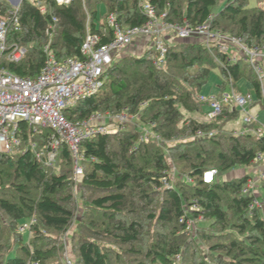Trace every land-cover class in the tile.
<instances>
[{"label":"trees","instance_id":"obj_1","mask_svg":"<svg viewBox=\"0 0 264 264\" xmlns=\"http://www.w3.org/2000/svg\"><path fill=\"white\" fill-rule=\"evenodd\" d=\"M43 1L44 14L31 2L22 1L21 31L7 36L9 46L17 45L26 52L20 62L3 61L1 66L21 78H35L40 73L45 62L43 48L49 41L57 61L80 58L87 18L89 33L98 38V45L112 39L106 24L111 13L121 28L148 21L140 6L142 0H73L65 6H57L54 0ZM147 2L156 16L165 14L168 23L194 28L209 20L211 30L237 37L248 47L264 44V9L251 7L249 0H226L217 12L213 10L218 0ZM100 6L105 9L103 17L98 13ZM9 8L7 0H0V18ZM153 56L147 51L141 57L128 55L116 60L104 75L100 93L64 112L70 122L87 120L95 113L115 115L124 110L138 116L136 124L125 131L97 135L79 144L84 160L76 180L67 147L61 144L53 167H45L26 147H44L52 133L43 130L35 134L24 122L19 123L20 146L11 154L0 153V213L5 218L0 235L7 233L8 241L12 238L17 253L5 255L0 264H62L56 259L61 243L54 236L65 232L73 221L76 187L89 209L78 230L88 236L79 237L73 245V264H136L126 263L120 253L101 244L106 241L126 248L123 253L138 257L137 264H174L177 256L184 264L192 250L190 244H184L190 231L187 224L199 218L210 222L213 235L201 234L209 247L208 260L192 264H264V179L255 192L262 208L252 210L249 206L255 196L242 194L249 176L220 181L226 173L249 167L258 154H264V138L226 134L224 123L236 119L238 112L224 108L218 118L206 121L208 104L196 98L213 67L220 69V88L230 85L239 93L237 83L244 79L257 100L258 81L242 63L228 64L218 55L224 62L219 66L203 44L174 43L163 70L155 67ZM196 114L202 119L192 117ZM139 127L148 128L160 141L140 142ZM198 131L214 135L194 140ZM164 143H171L166 151ZM60 163L61 170L56 172ZM171 163L184 171L185 180L179 176L175 184L165 187ZM210 170L216 171L213 181L204 184L203 174ZM160 194L162 199L156 205ZM31 220L33 239L27 245V235L18 228ZM141 221L171 230L167 235H155L145 245Z\"/></svg>","mask_w":264,"mask_h":264},{"label":"built area","instance_id":"obj_2","mask_svg":"<svg viewBox=\"0 0 264 264\" xmlns=\"http://www.w3.org/2000/svg\"><path fill=\"white\" fill-rule=\"evenodd\" d=\"M22 1L24 0H7L10 8L0 18V153L11 154L20 146L21 142L17 135L20 122H24L35 134L49 130L52 138L48 144L40 149L35 144H29L26 149L29 148L34 153L39 163L50 168L55 164L58 148L63 144L74 161L73 179L76 180L81 174L80 162L84 160L78 150L79 144L97 135L125 131L127 126L136 124L138 116L130 115L124 110L115 115L95 113L87 120L70 122L64 112L100 93L105 84V73L116 60L124 56L139 57L140 54L151 51L154 53L152 60L155 67L163 70L173 40L203 44L213 53L215 62L221 67L224 66V62L218 55L228 64L242 63L248 66L259 83V101L264 105V44L248 47L237 37L211 30L209 20L194 28L168 23L164 20L165 14L156 16L147 0H142L140 5L148 18L143 25L121 28L116 23L115 15L111 13L106 17V24L112 31V39L106 44L98 45V38L89 33L87 18L86 37L81 45L80 58L57 61L50 49L49 41L43 48L45 62L40 73L35 78L18 77L3 68L1 63L3 61L18 63L26 52L22 47L7 44V36L10 32L21 31L19 9ZM27 1L31 2L41 14L46 12L43 0ZM72 1L54 0L57 6H65ZM52 21L55 22V19ZM228 86L229 93L222 92L208 99L199 97L209 107L206 121L215 120L222 114L224 108H228L230 112L240 110L244 115L243 123L246 126L258 124L257 119L247 112V107L253 104L255 98L250 93H236L233 87ZM144 107L145 103H142L140 108ZM139 128L140 142L147 144L154 140L160 141L148 128ZM241 134L264 138V125L250 127L246 133ZM213 135L214 133L210 131H198L193 139L211 138ZM90 160L93 161L92 158ZM257 163L264 164V154H258L253 161V164ZM215 173V170L205 172L202 177L203 183H212ZM166 174L169 175L167 171ZM260 179H264V174L260 175ZM256 183L249 177L242 188V194L255 196ZM164 184L169 186L167 179ZM249 208L251 210L262 208L256 196L252 199ZM33 222L34 220H31L21 225L18 229L19 233L25 234ZM65 264H72L66 256Z\"/></svg>","mask_w":264,"mask_h":264},{"label":"rangeland","instance_id":"obj_3","mask_svg":"<svg viewBox=\"0 0 264 264\" xmlns=\"http://www.w3.org/2000/svg\"><path fill=\"white\" fill-rule=\"evenodd\" d=\"M225 2H226V0H218V3L216 5L215 9L213 10V12L219 11L224 6ZM249 3H250L251 7L258 5L264 9V0H249ZM98 11H99L98 12L99 15L103 17L105 14L104 7L100 6ZM181 43H183V42H181ZM143 54L144 53H142L140 55L142 56ZM140 55H139V57H140ZM221 84H222V77L220 74V69H219V67H213L210 70L207 82L202 86L199 93L196 95V98L198 99V101L200 103H205L199 99V96L203 99H208L212 95L218 94V92L220 90H222V88H220ZM248 84H250V83L243 79L237 83V87L240 89V91H242L244 93H246L248 91L251 94V96H253L255 98V93L252 90V88L250 87V85H248ZM224 90H225V92L229 93L230 88L226 85ZM244 93H242V94H244ZM252 109L253 108L249 109V107H247V112L253 116L255 114H254V110H252ZM237 111H238V118L234 121L229 122L228 124H229V126H233V127L237 128L238 132H240L239 126H240V123L242 122V118L244 117V115L240 110H237ZM192 117H196V119H198V120L202 119L201 115L199 116L197 114L193 115ZM259 119H260L259 125H264V112L263 111H262ZM138 132H141L140 128H138ZM225 133L226 134L232 133L233 135L237 136V133H234L233 131H228V129H225ZM190 139H192V138H190ZM194 140H196V139H194ZM170 144L171 143H164V146L162 145L164 147L165 151L168 148V146H170ZM261 164H263V163H260V165ZM170 165H171V169H170V173L168 175L169 186H165V187H171L173 184H175L176 180H178L179 176L180 177L182 176L180 179H183L184 175H185L184 171L181 172L177 166L174 167L172 163ZM61 167H62V164L60 163V165L56 167V172L61 170ZM250 168H251V172L253 173L252 176L254 178H256L257 185H259V183H260V177L259 176L260 175L255 174L256 172H253L251 166L232 170V171L226 173L225 175H223L220 178V181H229V180L233 179L232 174L236 175V173L239 170H242V169L249 170ZM184 180H185V178H184ZM73 194H74V198H75L74 199V206H73V213H74L73 221L70 224V226L66 229L65 232H63L61 235L54 236V237H58V242L61 243V251H60V253L57 254L56 259L61 260L62 264H65V256L68 257L73 264V262L76 259V256H75V253L73 250V245L76 243V240L79 237H87L88 236V234H86L84 231L80 232L78 230V224L82 222L83 216L85 214L87 215L89 209H88L87 205L84 204L83 201L80 199V190H77V187L73 188ZM161 199H162L161 194L156 196V199H155L156 205H158V202H160ZM153 208H156V206L153 205ZM263 217H264V213H263ZM4 219H5L4 216L0 213V228L5 227L4 226ZM141 222H142L141 224L143 226V237H142V239H143V242L145 243V245L150 244L152 242V240H154L155 235H165V234L167 235L168 232L171 230V228H169V227L166 229V228L162 227L161 225H159L155 222H152V221L151 222L150 221H141ZM209 226H210V222L207 220H204L202 218H199L196 221L190 220L188 222L187 227H188V230H190V231H189L188 236L184 240V244H185V246L190 244V248L192 250L187 253L186 261L184 264H192L193 262H199L201 259L208 260L207 253H208L209 247H208V244L201 239V234H208V235L212 236L213 234L210 233L211 229ZM25 234L27 235L26 236L27 237L26 238V244L28 245L31 243V241L33 239V234L30 232V228ZM7 238H8L7 233L4 234V237H2L0 235V262H1L2 258L4 260L5 255L17 253V248L13 247V245H12V238H10L9 241ZM192 240H194V242ZM101 244H104L103 246L108 247L110 250H112L114 252L120 253L121 257L123 258V260L126 263L136 262V264H137L140 260L138 257L128 256L127 254H124L123 250H126V248L120 249L115 244H112V243L107 242V241L103 242ZM49 262H55V260H51ZM174 264H181V257L180 256H177L174 259Z\"/></svg>","mask_w":264,"mask_h":264},{"label":"crops","instance_id":"obj_4","mask_svg":"<svg viewBox=\"0 0 264 264\" xmlns=\"http://www.w3.org/2000/svg\"><path fill=\"white\" fill-rule=\"evenodd\" d=\"M174 43H177V41L176 40H173V41H171V45H173ZM179 43V42H178ZM248 85H250V84H248ZM229 87V86H228ZM250 87H251V85H250ZM230 88V87H229ZM252 88V87H251ZM224 89H225V87H224ZM224 89H222V90H220L219 92H218V94H216V95H212V96H217V95H219L220 93H222V92H225V90ZM234 89V88H233ZM252 90H253V88H252ZM239 93H244V92H242V91H240ZM246 93H249L248 91L246 92ZM245 94V93H244ZM199 96V95H198ZM200 97V96H199ZM251 108H253L252 110H254V114L255 115H253V117H255L256 119H257V123L258 124H254V125H252V126H246L244 123H243V118H242V122L240 123V132H238V130H237V128H235V127H233V126H229V122H231V121H234V120H236L237 118H238V115H237V118L236 119H231V120H228V121H226L225 123H224V129H228V131H233L234 133H237V134H241V133H246L247 132V130H248V128H252V127H254V128H256L258 125H259V118H260V116H261V113H262V111L264 112V105L259 101V99L257 100V96H256V94H255V99H254V102H253V104L249 107V109H251ZM207 111H209V107L208 106H206V108H205ZM234 111H237V110H234ZM238 112V111H237ZM194 118H196V117H194ZM204 120V119H203ZM206 120V119H205ZM238 127V128H239ZM250 167V166H249ZM251 167H252V170H253V172H256L255 174H257V175H262V174H264V165L263 164H261L260 165V163H257V164H252L251 165ZM258 167V168H257ZM251 168L249 169V170H244V169H242V170H239L237 173H236V175H234V174H232V177H233V179H236V178H241V177H244V176H249V177H251V178H253L255 181H256V178H254L252 175H253V173L251 172ZM260 177V176H259ZM257 184V183H256Z\"/></svg>","mask_w":264,"mask_h":264},{"label":"water","instance_id":"obj_5","mask_svg":"<svg viewBox=\"0 0 264 264\" xmlns=\"http://www.w3.org/2000/svg\"><path fill=\"white\" fill-rule=\"evenodd\" d=\"M180 43V42H179Z\"/></svg>","mask_w":264,"mask_h":264}]
</instances>
